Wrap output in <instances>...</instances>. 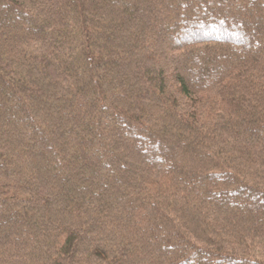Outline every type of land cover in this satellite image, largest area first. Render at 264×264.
Wrapping results in <instances>:
<instances>
[{
  "label": "trees",
  "instance_id": "1",
  "mask_svg": "<svg viewBox=\"0 0 264 264\" xmlns=\"http://www.w3.org/2000/svg\"><path fill=\"white\" fill-rule=\"evenodd\" d=\"M0 264H264V0H0Z\"/></svg>",
  "mask_w": 264,
  "mask_h": 264
}]
</instances>
